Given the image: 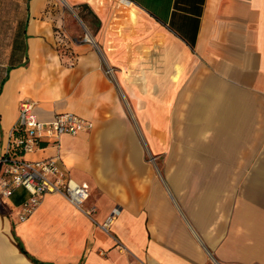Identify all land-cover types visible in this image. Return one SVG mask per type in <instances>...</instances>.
<instances>
[{
	"label": "crops",
	"instance_id": "crops-1",
	"mask_svg": "<svg viewBox=\"0 0 264 264\" xmlns=\"http://www.w3.org/2000/svg\"><path fill=\"white\" fill-rule=\"evenodd\" d=\"M7 6L25 19L0 24V157L23 100L42 121H93L27 158L60 156L97 212L95 223L50 193L20 222L29 193L17 190L0 205V264H36L15 236L51 264H264V170H154L145 145L171 149L179 120L257 103L264 0H0Z\"/></svg>",
	"mask_w": 264,
	"mask_h": 264
},
{
	"label": "built area",
	"instance_id": "built-area-1",
	"mask_svg": "<svg viewBox=\"0 0 264 264\" xmlns=\"http://www.w3.org/2000/svg\"><path fill=\"white\" fill-rule=\"evenodd\" d=\"M58 36L59 43L64 44L66 35L63 31ZM85 39L90 40L88 36ZM93 128V121L72 112L57 114L51 121H42L36 113L35 102L21 101L18 119L0 157V201L6 203L19 189L29 193L17 211L20 222H26L35 213L46 195L59 193L96 223L97 207L87 205L91 197L90 186L72 180L69 171L61 164L60 156L40 160L27 158L48 144L58 142L64 135L76 136ZM118 213L119 210L115 209L102 227H110Z\"/></svg>",
	"mask_w": 264,
	"mask_h": 264
},
{
	"label": "rangeland",
	"instance_id": "rangeland-1",
	"mask_svg": "<svg viewBox=\"0 0 264 264\" xmlns=\"http://www.w3.org/2000/svg\"><path fill=\"white\" fill-rule=\"evenodd\" d=\"M67 12L73 15L74 9L67 8ZM24 19L22 9H0L2 30ZM193 66L195 70L198 64L194 62ZM256 100L255 104L245 98L234 103L233 113L212 110L206 118L179 120L177 144H171L170 149L167 142L157 154L145 144L146 160L154 170L161 171L264 170V94L259 93Z\"/></svg>",
	"mask_w": 264,
	"mask_h": 264
},
{
	"label": "trees",
	"instance_id": "trees-1",
	"mask_svg": "<svg viewBox=\"0 0 264 264\" xmlns=\"http://www.w3.org/2000/svg\"><path fill=\"white\" fill-rule=\"evenodd\" d=\"M0 205L2 206L1 201H0ZM15 241H16L17 246H18V248L20 249V251H21L23 254H25V255L29 258V260H31L33 263H36V264H51V263H47V262H42V261L36 259L34 256H32V255H31V254L25 249V246H24L23 242H22L18 237H16V236H15Z\"/></svg>",
	"mask_w": 264,
	"mask_h": 264
}]
</instances>
